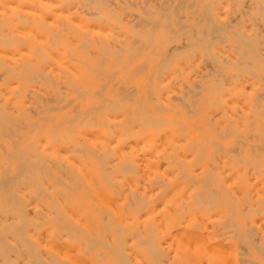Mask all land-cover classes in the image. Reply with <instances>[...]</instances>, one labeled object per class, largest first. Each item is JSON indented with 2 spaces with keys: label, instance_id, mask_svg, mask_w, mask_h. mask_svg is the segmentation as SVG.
<instances>
[{
  "label": "rangeland",
  "instance_id": "374dc122",
  "mask_svg": "<svg viewBox=\"0 0 264 264\" xmlns=\"http://www.w3.org/2000/svg\"><path fill=\"white\" fill-rule=\"evenodd\" d=\"M0 2V15H2L0 16V43L6 41L7 45L9 46L13 43L19 44V49L15 48L13 50L14 53H20V49H22L21 52H26L22 55H26L28 52L26 51L25 47H27L28 43L30 42L32 43V45H29L28 47H40L37 51L40 54L38 56V60L41 61L40 64L38 62L39 65H35L36 68H33V63L35 64L38 60L32 61V64H26L27 66L16 70V73L14 72V70L8 73L10 69L7 70L6 73L8 75L6 79L9 78V85L7 83L8 80L2 77V75L6 76L4 75L5 68H2V65H0L1 69L4 70L3 74L0 76V79L1 77L5 79V81L1 80L0 82L2 83L3 81L4 84L7 83L6 85L9 86V88H6L9 91H13V86L16 85L15 82L13 83L15 85L12 86V83L10 84V80H12L11 82L18 81L13 80V78L19 79L18 74L20 75L21 73L20 76H22V80L23 78H25V81L21 80V83L25 82L26 85H29V88L31 90L34 88V90H37L38 92L37 94L35 91L34 94V90H30L33 95L37 96L32 97V94L29 93V89H27V86L22 84L24 89L21 88L22 86L19 87L21 89H18L19 91L15 90V95L16 92L22 93L23 90V97L22 94H17L19 97L14 98L15 95L12 96L15 103H11L13 99H10L11 101L9 100L10 103L9 101H7L10 105L15 104V106H10L8 103H5V100L0 104L1 106L2 104L5 107L7 106L8 109L7 107L5 109H7V113H10L8 114V116H10L7 119H2L4 120L3 122L0 120V136L2 135L0 137V183H2L0 184V264H207L209 259L212 264H216L217 260L220 261V255L224 254V256H226V258L228 259L227 264H264V146L262 145L264 144V55H262L264 53V20H262L264 18V0H0ZM208 7L210 10L208 9ZM205 10L207 11L206 16H204V12H206ZM163 11L168 14L165 15ZM46 14L48 15V17ZM211 14L213 15V17ZM216 14L218 16H216ZM43 19H45L46 21ZM211 20L212 22L214 21L213 24ZM39 24L41 25L39 26ZM208 24L209 27L207 26ZM210 26L212 29H210ZM220 26H222L224 29ZM218 28L223 30H220L219 32ZM25 31L28 32L26 33ZM186 31L189 33H187ZM56 32L58 33L56 34ZM68 33L72 34V37L69 36ZM220 33L221 35H225L220 36ZM35 34L37 37L35 36ZM86 34L88 35L90 40L87 39L88 37H86ZM3 36H5L6 38H4ZM148 36L151 37L150 40ZM140 37H143V39ZM245 37H247V45L245 42ZM91 38H96L97 40L94 39V42H92ZM209 38L212 39L210 40ZM251 39L254 40L251 44H249L248 41H250ZM10 40L12 41V43ZM224 40H227V42H225ZM199 43H201V45H199ZM257 43L258 45H256ZM24 44H26V46H24ZM239 44H241V46ZM202 45L206 46L207 49L210 48V52L207 51L206 47H203ZM257 46H259V48H257ZM83 47H86L87 50L85 51V48ZM105 47L107 48V50H109L107 51ZM251 47L252 50H250ZM256 49H258V53ZM59 50L61 51V53H59ZM78 50L80 51V53ZM254 50L256 54L253 52ZM204 51L206 54L204 53ZM68 52H70L69 54H74H71L73 56H70L71 59L68 57ZM215 52L218 55H216ZM249 52H251L252 55ZM58 53L60 54V56L58 55ZM16 55L18 56V54ZM212 56L215 58H213ZM61 57L64 58V62H71V66L79 64V62H74L72 60H79L81 64L79 66L81 68L79 66L77 67H79L78 69H80L79 71L81 72V76L85 74L84 72H86L85 75L89 78H86V76L80 77L79 79H84V81L82 82L80 80V84L77 85V80L70 79V77L69 79H67V84L66 80L63 79V73H68L67 75L71 76L70 73H74V71L71 69L66 70L69 67H67V65H64V63H62V65L61 62H59L62 61ZM55 58L57 62L55 61ZM178 59L179 62H177ZM222 60H224L225 62H223ZM240 60L241 63L237 64V62ZM245 60L247 62H244ZM163 63L167 66H165ZM170 63H173L172 66ZM245 63L247 65L249 63L252 65L249 66V64L247 67ZM9 65L10 66L5 65L4 67L13 66L11 63H9ZM17 66L19 67V65ZM54 66L63 68V71L60 72L56 69V67L54 68ZM120 66L124 69H121ZM26 67L36 70V79H33L31 76L27 75L29 71L32 72L33 70H28ZM250 68L252 69L250 70ZM25 69H27L28 72L24 71ZM52 69L54 71L56 70L57 72H55L59 73V76L61 75L60 78H57V75H54L55 72ZM20 70L22 72H20ZM96 70L97 72H95ZM218 71L220 75L218 74ZM13 72L15 74V77H13ZM34 72L35 71H33V73ZM41 75L44 79L40 78ZM44 75H49V77H45ZM243 75L245 76L243 77ZM30 78L32 79V81L34 80L35 84H32L34 82H31ZM45 79H49L50 82L46 81ZM198 80L199 82L197 83ZM62 81L65 86L62 84ZM215 81H219L220 84ZM73 82H75V85H71V83L73 84ZM1 83L0 87H2ZM19 84L17 83V85ZM30 84H32L33 86L37 85V87H33L32 85L30 86ZM61 84L63 87H61ZM250 84L251 88L254 89L253 91L252 89H249L250 87L248 88ZM209 85L211 86V88H209ZM244 85L246 86L244 87ZM259 86L260 88L262 87V90L259 88ZM15 89H17V87H15ZM193 89H195L197 93H195ZM245 89L249 90L247 91ZM77 90L78 92H76ZM85 90H87L85 92L86 96L84 93ZM63 91L65 92V94ZM92 91L94 94H92ZM67 92H69V94ZM254 92H257V94ZM27 93L30 94L31 97H29ZM71 95H77L78 98L80 97L79 99L77 98V100H80V102H78L77 100L71 101ZM91 96L93 97L91 98ZM20 97L22 98V101L20 100ZM26 98L31 101L32 104L29 103V101H24L26 100ZM34 98L35 100L37 99L38 102L41 101V104L38 102L37 103L43 108H38L39 105L36 106L37 103L35 102L37 100L35 101ZM218 98L221 100H219ZM115 99L117 100L115 101ZM260 99L262 100L260 101ZM106 100L109 102H107ZM253 100L255 101L252 102ZM18 101L19 105L17 104ZM92 101L94 102L92 103ZM257 101L258 104L256 103ZM243 102L249 107V109L246 105L244 106V104H242ZM22 103L26 105V110H24V112L27 111V113L25 112L28 116L27 118H25L26 116L23 117L22 108L25 107H23ZM67 104L70 105V107ZM256 105L260 107L257 108ZM156 106L158 107L155 108ZM192 106H194L195 110ZM9 107H12V109ZM16 107H21V109ZM31 107L32 109H30ZM91 107L94 110H92ZM15 108L17 109L16 112L14 111ZM89 108H91V110ZM10 109L13 111V114L11 113ZM74 111L77 114H75ZM19 112H21V116L19 115ZM176 112H178V114ZM82 113L85 114L83 115ZM51 115H54V117L52 118ZM73 115H77V117H75L78 120L74 118ZM106 115H108V117ZM48 116H50L51 118ZM70 116L79 121L80 125L77 123L78 125L76 131L72 132V136L70 135L69 138V131H73L69 130V128L73 127L74 125L73 122L71 123L69 121L70 124L67 122V120L71 119ZM83 116H86V118ZM249 116H251L252 118ZM56 117H58L59 120L55 119ZM92 117L95 118V120ZM156 117H158L161 121ZM62 118H64V121ZM9 119L12 120L10 121ZM29 119L33 121L31 122ZM45 119L50 120L52 123H49L50 121L48 122V120ZM55 120L58 122H55ZM177 121L179 122V124ZM161 122L163 125L161 124ZM169 122L173 124H170ZM53 124L55 128L52 126ZM71 124L72 126L69 127V125ZM113 124H115L116 126L114 125L113 127ZM193 124L195 125L193 126ZM241 125H243V128L241 127ZM48 126L50 128H48ZM156 127L160 128L159 130H161V128L169 129V131L172 130V132L174 133L173 137H175L173 139L170 138L172 137L170 136V140L168 139L165 141L168 145L179 144L181 141L185 142L186 140L181 139L187 138L188 147H185L187 146V144H184L182 142V144L185 145L183 147L182 153L183 155H188L186 157L187 159L188 157L190 160L191 158L197 159L191 160L192 167H195L194 169L196 172L198 169H201L198 170L197 173H202L203 162L204 166L207 163L204 167L205 170H203V175L205 176H203V178L205 180L200 182L197 186V189L201 190V195L199 197L203 195L202 201L201 198H199L200 202H197L196 200L198 204L194 200L195 204L192 203L190 205H186L184 203V198L187 194L183 195L184 198L181 197L184 200L180 198V196H182L181 194L188 193V191L191 190L189 189L187 191L189 186L186 188L183 184L180 185L182 187L180 189H178L179 186H177V188L175 187V189L173 188L174 191H176V189L178 191L180 190L178 194L176 193V191V194L174 193L175 195L173 194V189L169 190L170 187L167 182H164L166 184H164L162 188L155 187V191L151 194L152 197H158V202L162 199H165V204L168 203L167 206H169L170 209H177V213L175 212V216L180 214V212L184 210V208L182 209L180 208V206L187 207L185 208L186 212L184 210L183 212H181L182 215L180 214L182 218H180V215H178L176 216L178 218L171 220V223H168L170 221L165 223L166 225H169L168 228H171L168 229V234H171V232H173V234H171L173 236L169 235V240L167 239L166 241L169 245L162 242L166 245L162 244L161 247L158 248L159 251H163V254H161L162 252L159 251H156V254L153 251H150L151 248L149 244L151 239L155 240L157 238L160 241L161 238L158 237V235L156 238H154L155 234H152V237H150V232L145 234L147 229L144 228L147 227V225L150 226V223L152 225L153 222L151 220L153 219H155V222L157 224L161 223L162 217L165 216V212L162 213V210L164 209L165 211H168L169 208H166L165 206L164 208L163 205V208H161V205L160 207L157 206L155 208V211L158 208H161L162 210L156 211V213L152 212L154 214L151 216V213L150 217L148 216L147 222H145L146 218L144 219V216H146L145 214L148 212V209L151 208L150 205L148 203L147 205L145 204V206L143 203L144 207L139 203L138 205H135V203L128 201L126 197L129 191L124 192L123 189L117 188L110 182L109 185L107 184L106 179H104L106 178V173H110V175L112 174L113 177H111L112 175L109 176L113 179H115L116 175L119 177L122 175L120 173V168L122 167L119 168V166L117 165L118 162L116 159L117 157L114 148L116 146L115 144L117 143L111 142V140L114 139L113 136L115 134L117 136V133L119 134L121 130H124L126 133V137L124 136V143L126 144V141L133 142L136 139L138 144L140 143V146L137 145L135 147H140L139 149L141 150L138 151L139 153L143 148L148 149L149 147L147 144H144L145 141L143 142L142 138H136L133 135L137 134L138 132L145 134L144 132H142V130L153 128L156 129ZM4 129H7V131ZM17 130L20 132H18ZM178 130H180L181 134L185 135L179 134ZM213 130H215L217 134H215L216 132ZM64 131L68 132L69 134H64ZM13 132H16V134ZM92 132L95 133L91 134ZM4 133L7 135H5ZM19 133H21V136L19 135ZM88 133H90L91 135ZM23 134L24 136H22ZM241 134L244 136H242ZM254 134H257L258 136H255ZM223 135L224 137H222ZM4 137L6 139H9L6 140ZM75 137H79V140H77L78 138L75 139ZM254 137H256V139ZM86 138L90 139L91 141H88V139ZM106 138L108 139L106 140ZM175 138L178 140H176ZM251 138L253 141L251 140ZM100 139H102V142H100ZM71 140L72 142H70ZM76 140L79 142L76 143ZM140 140L141 142H139ZM173 140H175V142H179L180 140V142L174 143L172 142ZM212 140H214V142H216L217 144L215 143V145L210 143L212 142ZM61 141L63 143H61ZM193 141L196 143H193ZM207 141H209V143ZM106 142H109V144L112 146L106 144L108 146L107 148H105L106 146L104 144ZM159 142L160 141L156 142L155 144L159 145ZM197 142L202 145L201 149L202 151L205 150L204 153H202L200 147L198 148V146H196ZM206 142L207 144L205 145L204 143ZM80 143L82 144V147L80 146ZM124 143L122 145H124ZM191 143L193 145L195 144L194 147L196 146V149L199 150H196V154L194 153L195 151H193L194 149H192ZM71 144L73 145V147ZM189 144L191 145L189 146ZM118 145L119 144H117V146ZM53 146L56 147H54L56 151L53 149ZM91 148H93L94 150ZM188 148L192 149L190 150L193 151V154H191V151H186V149L189 150ZM225 149L228 152H226ZM22 150L24 152H22ZM59 150L60 153L56 154V152H59ZM159 150L154 151L156 153L154 159H158L159 163L161 164V168L164 169L166 168V162L165 160H163V158L162 160L160 159L159 155L162 154V151ZM97 151H101V153H96ZM107 151L108 153L106 155L110 156V153L113 154L112 156H110L111 158L106 157L104 152ZM200 151L203 155L202 158L205 159L203 160V162L202 160H200L199 165L198 161L201 158L198 152L200 153ZM38 153L40 154L39 157L37 156ZM75 153L77 154L75 155ZM103 153L106 158L110 159L109 161H104ZM73 154L75 156H73ZM220 154L222 157L220 156ZM81 155L84 157H82ZM194 155H196L195 158ZM206 157L211 160L208 161ZM44 158L48 161H45ZM99 158L100 163L98 161ZM56 159H58L59 161H57ZM220 160L221 164L219 162ZM32 161H35L34 163L36 164L37 162H39V164H33ZM85 162L89 163H87L86 165ZM65 163L66 166H64ZM111 163H113V165ZM103 165L104 167H102ZM199 166L201 167L199 168ZM167 168L169 169V167ZM208 168H212L211 171H209L210 169ZM207 173H209L212 177L208 176ZM215 173L218 174L217 178L214 177L216 176ZM40 174L43 175V178ZM141 174L142 172L139 171L138 175ZM89 176L90 178H88ZM179 177L181 178H179L178 180L182 183V181L185 182L183 177L185 179L187 178L188 180L189 176L180 175ZM111 178L110 180L112 181ZM88 179H90V181ZM103 179L105 180V182ZM206 179L207 183L205 182ZM223 180L226 184L223 183ZM47 181L48 183H46ZM188 181H186L187 183H185L188 184ZM90 182L92 184H90ZM38 183L39 188H37ZM189 183H191V181H189ZM202 184L204 186H202ZM205 184H208L209 186H205ZM53 186L55 188H53ZM257 186H259V188H257ZM40 187L41 190H39ZM237 187H239V190ZM260 187H262L263 190L260 189ZM69 188H71L72 190ZM197 189L195 190L197 191ZM203 189L205 190L203 191ZM45 191H47V193ZM159 191H161L163 196L164 194L166 195L169 191L170 192L168 194L171 195L172 192V195L174 196L171 197H173V199L169 198L170 195L168 194L166 195V197L168 196L167 198H169V200L171 199L170 201H174H167L168 199L165 198V196L163 198L162 194V197H159ZM162 191L165 192L163 193ZM192 191H194V189ZM209 192H211L210 196H212L214 192L216 193L213 194L215 196V198H213L214 200L210 199ZM240 192L244 194L241 195ZM252 192L253 194H250ZM90 195H92L93 197ZM207 195L209 197H207L206 199ZM252 196H255L254 199ZM239 197L241 198L242 202L240 201ZM58 198L59 201H57ZM178 198L182 201H179ZM260 198H263L262 201H260ZM205 199L207 201L210 200V203ZM176 200H178L179 203ZM124 201L126 204L124 203ZM212 201L213 203H211ZM214 201L216 205H214ZM181 202L183 203V205H181ZM246 203L248 205H246L247 207L245 206ZM203 204L205 205L203 206ZM206 205L208 207H206ZM138 206L143 207V209L139 208ZM64 207H69V209ZM195 207L197 209H194ZM94 208H96L95 211L97 210L99 213L97 211L95 212ZM134 209H136V211ZM242 209L244 212L242 211ZM109 210L110 212H108ZM194 210H197L195 214L193 213ZM21 212L23 215L21 214ZM55 212L57 214H55ZM159 212L161 213V216ZM63 213L67 216H65ZM162 214L164 215L162 216ZM227 215L231 218H229ZM158 216L161 217L159 218L161 220L157 219ZM137 217L138 219H136ZM188 217H191V220ZM141 218H143V220ZM187 218L188 220H190L189 225L187 222H185L188 221ZM53 219L55 222L53 221ZM85 220H88L91 223H89L88 225V222H86ZM179 220L182 224L180 222V224L176 222ZM21 221L26 222L21 224ZM174 222L179 225L175 227L174 224L176 223ZM183 222H185L187 225H185ZM107 223L109 226H107ZM112 223L115 227H113ZM161 226H163V224ZM196 226L197 229L200 230L195 229ZM204 226L206 228H204ZM224 226L227 228L225 229ZM116 227L119 229H117ZM153 227L154 225L148 228V231L153 230L156 233V230ZM187 227L189 229L199 231L201 235L204 236L202 240L201 237L203 236H201L199 240L201 243H204L203 246L205 245L204 247H207L206 249L202 246L204 250H200V248H202L200 245L201 243H198L199 245H196V249L200 251H197L195 248H193V242L188 243V239L185 236L186 231H184V229ZM160 228L162 230V227H159V229ZM228 228L230 229V231ZM71 229L74 230L71 231ZM174 230H179V233H174ZM93 231L95 232V234ZM253 231L254 233H252ZM86 232L88 233L86 234ZM202 233H209L212 235V237L210 235L209 237L211 238H207V234L204 235ZM89 234L93 235V237H91V235ZM44 235H46V237H44ZM76 237L80 240H77ZM96 237L97 239H95ZM172 237L175 238V241H173L174 239ZM85 239L88 241L91 240L92 242H85ZM176 239L178 240L176 241ZM38 240L42 241L37 242ZM205 240L207 241V243ZM170 241L172 244L170 243ZM178 241L183 242V244H180ZM148 242L149 244H147ZM110 243L113 244L110 245ZM186 243L188 246L185 245ZM175 244L179 245L180 249L179 246H175ZM5 245L9 246L6 247ZM89 245L90 247H88ZM189 245L190 247L192 246V249L189 248ZM182 246L184 249L188 247L187 249L189 253L186 252L187 249L183 250V252L185 251L184 253H186V257H184V255H182L181 253L183 249H181ZM26 248L28 250H25ZM110 248L112 252L109 251ZM205 250H207V254L209 252V255L206 256ZM237 252L241 254H238ZM159 253L161 254L160 256H158ZM237 254L240 256H238ZM4 255H6V257ZM50 256H52V258H50ZM123 257L125 260L123 259ZM32 258H34L37 262ZM76 258L77 260H75ZM41 259L43 260V262ZM74 261L76 262L74 263ZM217 264H219V262Z\"/></svg>",
  "mask_w": 264,
  "mask_h": 264
},
{
  "label": "bare ground",
  "instance_id": "6f19581e",
  "mask_svg": "<svg viewBox=\"0 0 264 264\" xmlns=\"http://www.w3.org/2000/svg\"><path fill=\"white\" fill-rule=\"evenodd\" d=\"M259 1H261V0H259ZM3 2V1H2ZM23 2V1H22ZM41 2V1H40ZM254 2V1H253ZM258 2V1H257ZM1 3V2H0ZM44 3H45V1H44ZM21 4V3H20ZM35 4V3H34ZM49 4V3H48ZM64 4H66V3H64ZM260 4H261V2H260ZM34 6V5H33ZM209 6V5H208ZM38 7V6H37ZM210 7V6H209ZM209 7H208V9H209ZM261 7V6H260ZM5 8V7H4ZM20 8V7H19ZM18 8V9H19ZM207 8V7H206ZM211 8V7H210ZM213 8V7H212ZM264 8V7H263ZM31 9V8H30ZM214 9V8H213ZM1 10V9H0ZM8 10H10V9H8ZM59 10V9H58ZM162 10V9H161ZM164 10V9H163ZM210 10V9H209ZM4 11V10H3ZM21 11H23V10H21ZM28 11V10H27ZM165 11V10H164ZM163 11V12H164ZM171 11V10H170ZM206 11V10H205ZM6 12H8V11H6ZM10 12V11H9ZM17 12H18V10H17ZM42 12V11H41ZM60 12V11H59ZM162 12V13H163ZM263 12V11H262ZM31 13H33V12H31ZM43 13V12H42ZM56 13V12H55ZM165 13V15L166 14H168V13H166V12H164ZM206 13H207V11L206 12H204V16H206ZM264 13V12H263ZM18 14H19V12H18ZM44 14V13H43ZM47 15V14H46ZM45 15V16H46ZM59 15V14H58ZM63 15V14H62ZM212 15V14H211ZM0 16H2V15H0ZM4 16V15H3ZM20 16H22V15H20ZM51 16V15H50ZM209 16V15H208ZM216 16H218L217 14H216ZM18 17V16H17ZM42 17H44V16H42ZM47 17H48V15H47ZM52 17V16H51ZM212 17H213V15H212ZM261 17V16H260ZM259 17V18H260ZM28 18V17H27ZM26 18V19H27ZM46 18V17H45ZM54 18V17H53ZM263 18V17H262ZM261 18V19H262ZM6 19V18H5ZM23 19H24V17H23ZM29 19V18H28ZM217 19V18H216ZM43 20H45V19H43ZM48 20V19H47ZM49 20H51V19H49ZM262 20H264V18L262 19ZM1 21V20H0ZM46 21V20H45ZM207 21V20H206ZM210 21V20H209ZM31 22V21H30ZM40 22V21H39ZM68 22V21H67ZM66 22V23H67ZM211 22H212V20H211ZM210 22V23H211ZM214 22V21H213ZM213 22H212V24H213ZM220 22V21H219ZM59 23V22H58ZM4 24H6V23H4ZM25 24V23H24ZM61 24V23H60ZM68 24V23H67ZM205 24V23H204ZM41 24H39V26H40ZM55 25V24H54ZM70 25V24H69ZM61 26V25H60ZM208 27H209V24L207 25ZM212 26V25H211ZM211 26H210V29H212L211 28ZM42 27V26H41ZM204 27H206V26H204ZM207 27V28H208ZM217 27H218V25H217ZM220 27H222V26H220ZM225 27V26H224ZM223 28V27H222ZM2 29V28H1ZM5 29V28H4ZM27 29V28H26ZM48 29H50V28H48ZM68 29V28H67ZM75 29V28H74ZM219 29V28H218ZM224 29V28H223ZM223 29H219V32H220V30L222 31ZM229 29V28H228ZM21 30V29H20ZM32 30H34V29H32ZM69 30V29H68ZM206 30V29H205ZM239 30V29H238ZM19 31V30H18ZM218 31V30H217ZM21 32V31H20ZM26 32V31H25ZM28 32V31H27ZM26 32V33H27ZM31 32V31H30ZM79 32V31H78ZM187 32V31H186ZM207 32V31H206ZM210 32V31H209ZM226 32V31H225ZM237 32V31H236ZM37 33V32H36ZM58 32H56V34H57ZM187 33H189V32H187ZM208 33V32H207ZM20 34V33H19ZM22 34V33H21ZM69 34V36H71L72 37V34H70V33H68ZM88 34V33H87ZM86 34V35H87ZM192 34V33H191ZM219 34V33H218ZM261 34V33H260ZM62 35V34H61ZM90 35V34H89ZM190 35V34H189ZM193 35V34H192ZM225 34H223V35H221V33H220V36H224ZM25 36V35H24ZM35 36H36V34H35ZM77 36H78V34H77ZM151 36H153V35H151ZM227 36V35H226ZM226 36H225V39H226ZM4 38H6L5 36H3ZM37 37V36H36ZM40 37H41V35H40ZM43 37V36H42ZM53 37V36H52ZM86 37H88V35L86 36ZM91 37V36H90ZM144 37V36H143ZM143 37H140V38H142L143 39ZM149 37V40H150V36H148ZM210 37V36H209ZM216 38V37H215ZM214 38V39H215ZM220 38V37H219ZM222 38V37H221ZM246 38V40H245V42L247 41V37H245ZM46 39V38H45ZM51 39V38H50ZM54 39V38H53ZM69 39H70V37H69ZM87 39H89L90 40V38L88 37ZM92 39V38H91ZM95 40H97L96 38H94ZM94 39H92V42H94L93 40ZM210 39V38H209ZM212 39V38H211ZM210 39V40H211ZM218 39V38H217ZM2 40V39H1ZM75 40V39H74ZM219 40V39H218ZM223 40V39H222ZM221 40V41H222ZM249 40V39H248ZM254 40V39H253ZM252 39L250 40V41H248L249 42V44H251L252 43V41H253ZM3 41V40H2ZM7 41H9V40H7ZM11 41V40H10ZM28 41V40H27ZM43 41V40H42ZM46 41V40H45ZM73 41V40H72ZM71 41V42H72ZM82 41V40H81ZM146 41V40H145ZM214 41V40H213ZM220 41V40H219ZM225 42H227V40H224ZM257 41V40H256ZM15 42V41H14ZM47 42V41H46ZM78 42V41H77ZM244 42V43H245ZM258 42V41H257ZM2 43V42H1ZM0 43V65H2L1 67L2 68H5V71L3 70V69H1V67H0V76L3 74V71L6 73L7 72V70H9L10 69V71H8V73H10V72H12V70H14V72L16 71V70H18V69H21L22 67H24V66H27L28 65V63H31L32 61H37L38 60V56L40 55L39 53H38V49L40 48V47H38V48H36V46H30V47H28L29 45H32V43H28V45H27V47H25V49H26V51L28 52L26 55H22L23 53H26V52H21V50L22 49H20V53H14V49L15 48H18V46H19V44H12V45H7V43H6V41H3V43L1 44ZM5 43V44H4ZM11 43H12V41H11ZM10 43V44H11ZM18 43V42H17ZM43 43H45V42H43ZM48 43V42H47ZM51 43V42H50ZM70 43V42H69ZM80 43V42H79ZM97 43V42H96ZM196 43V42H195ZM238 43V42H237ZM256 43V42H255ZM59 44V43H58ZM91 44V43H90ZM53 45V44H52ZM82 45V44H81ZM87 45V44H86ZM85 45V46H86ZM89 45V44H88ZM199 45H201V43H199ZM207 45V44H206ZM240 46H241V44H239ZM246 45H247V42H246ZM256 45H258V43L256 44ZM24 46H26V44H24ZM44 46V45H43ZM57 46V45H56ZM108 46H109V44H108ZM108 46H106V47H108ZM203 47H206V46H204V45H202ZM212 46V45H211ZM232 46H234V45H232ZM238 46V45H237ZM249 46V45H248ZM250 46H253V45H250ZM45 47V46H44ZM105 47V48H106ZM202 47V48H203ZM43 48V47H42ZM74 48V47H73ZM75 48H77V47H75ZM83 48H85V51L87 50V48L86 47H83ZM82 48V49H83ZM110 48V47H109ZM209 48V47H208ZM257 48H259V46H257ZM19 49V48H18ZM81 49V50H82ZM195 49V48H194ZM201 49V48H200ZM210 49V48H209ZM209 49H207V47H206V50L207 51H209ZM243 49V48H242ZM253 49H254V47H253ZM61 50V49H60ZM59 50V51H60ZM80 50V49H79ZM78 50V51H79ZM105 50V49H104ZM103 50V51H104ZM106 50H107V48H106ZM109 50V49H108ZM107 50V51H108ZM239 50H241V49H239ZM250 50H252V47L250 48ZM258 49H256V51H257ZM264 50V49H263ZM114 51V50H113ZM246 51V50H245ZM260 51V50H259ZM105 52V51H104ZM210 52V51H209ZM208 52V53H209ZM213 52V51H212ZM254 53H255V50L253 51ZM48 53V52H47ZM47 53H45V54H47ZM55 53V52H54ZM59 53H61V51L59 52ZM58 53V55L60 56V54ZM63 53V52H62ZM70 52H68L67 54H69ZM74 53V52H73ZM79 53H80V51H79ZM82 53V52H81ZM111 53H113V52H111ZM197 53H199V52H197ZM204 53H205V51H204ZM250 54H251V52H249ZM257 53H258V51H257ZM262 53H263V51H262ZM261 53V54H262ZM16 54H18V56L16 55ZM44 54V53H43ZM72 54V53H71ZM69 54L68 55V57L70 58V56L71 57H73L72 55H74V54ZM206 54V53H205ZM215 54L216 55H218L216 52H215ZM256 54V53H255ZM42 55V54H41ZM51 55H52V53H51ZM56 55H57V52H56ZM129 55H130V53H129ZM210 55V54H209ZM215 55V56H216ZM239 55V54H238ZM252 55V54H251ZM262 55H264V53L262 54ZM46 56V55H45ZM134 56V55H133ZM211 56V55H210ZM210 56H209V58H210ZM233 56V55H232ZM254 56V55H253ZM51 57V56H50ZM213 57V56H212ZM234 57V56H233ZM240 57H242V56H240ZM240 57H239V59H240ZM256 57H257V55H256ZM260 57V56H259ZM54 58V57H53ZM62 58V57H61ZM78 58V57H77ZM89 58V57H88ZM107 58V57H106ZM175 58V57H174ZM207 58H208V56H207ZM213 58H215V57H213ZM47 59V58H46ZM71 59V58H70ZM85 59V58H84ZM91 59V58H90ZM97 59V58H96ZM235 59V58H234ZM259 59H261V58H259ZM60 60V59H59ZM92 60V59H91ZM106 60V59H105ZM216 60V59H215ZM225 60V59H224ZM224 60H222L223 62H225ZM243 60V59H242ZM263 60V59H262ZM261 60V61H262ZM55 61H56V58H55ZM63 61V62H62ZM62 61H59V62H61V64L62 63H64V65H67V67H69V68H67L66 70H69V69H71V70H73L74 71V73H70L71 74V76H69V75H67L68 73H63V79L64 80H66V83L68 84V80L67 79H69L70 77V79H75V80H77V85L78 84H80V82L82 81H84V79L83 80H81V79H79L80 77H82V76H86L85 74H86V72H84L85 74L84 75H82L81 76V72L79 71L80 69H78L80 66L79 65H81L80 64V61L79 60H72V61H74V62H79V64L78 65H74V66H71L70 65V63H69V61H65L64 62V58H62ZM82 61V60H81ZM38 62H39V64H40V62L41 61H37L35 64L33 63V68L35 67V65L36 64H38ZM43 62V61H42ZM57 62V61H56ZM88 62V61H87ZM92 62H93V60H92ZM112 62H114V61H112ZM166 62V61H165ZM172 62H173V59H172ZM177 62H179V59H178V61ZM244 62H247L246 60L244 61ZM248 62H250V61H248ZM9 63H11L13 66H11V67H8V66H10L9 65ZM44 63V62H43ZM48 63H50V62H48ZM65 63H68V64H65ZM94 63V62H93ZM214 63V62H213ZM238 63H241V60L240 61H238L237 62V64ZM27 64V65H26ZM32 64V63H31ZM38 64V65H39ZM95 64H97V63H95ZM100 64V63H99ZM115 64V63H114ZM164 64V63H163ZM171 64V63H170ZM173 64V63H172ZM172 64H171V66H172ZM215 64V63H214ZM228 64V63H227ZM233 64V63H232ZM250 64V63H249ZM248 64V65H249ZM5 65H8V66H6V67H4ZM17 65H19V67L17 66ZM30 65V64H29ZM63 65V64H62ZM116 65V64H115ZM123 65H125V64H123ZM165 65V64H164ZM212 65V64H211ZM245 65L248 67V65L245 63ZM252 64H250L249 66H251ZM257 65V64H256ZM51 66H52V64H51ZM77 66H79V67H77ZM93 66V65H92ZM122 66V65H121ZM121 66H120V68H121ZM165 66H167V65H165ZM170 66V65H169ZM29 67V66H28ZM28 67H26L28 70H33V68L32 69H29ZM31 67V66H30ZM56 66H54V68H55ZM223 67V66H222ZM222 67H221V69H222ZM8 68V69H7ZM12 68V69H11ZM36 68V67H35ZM64 68H66V67H64ZM81 68V67H80ZM162 68V67H161ZM170 68V67H169ZM27 69H25L24 71H27ZM56 69L57 70H59L60 72L61 71H63V68H59V67H56ZM99 69V68H98ZM121 69H124V68H121ZM134 69V68H133ZM172 69V68H171ZM214 69V68H213ZM217 69V68H216ZM241 69V68H240ZM252 68H250V70H251ZM38 70H40V69H38ZM53 70V69H52ZM218 70H219V68H218ZM250 70H249V72H250ZM258 70V69H257ZM33 71H35L34 73H33ZM32 72H30L29 71V73L27 74V75H29V76H31L33 79H36L37 78V76H36V70H33ZM54 71V70H53ZM56 71V70H55ZM54 71V72H55ZM87 71V70H86ZM90 71V70H89ZM118 71V70H117ZM224 71V70H223ZM14 72H13V77H15V74H14ZM20 72H22L21 70H20ZM28 72V71H27ZM40 72V71H39ZM57 72V71H56ZM55 72V73H56ZM95 72H97V70L95 71ZM242 72V71H241ZM245 72V71H244ZM252 72V71H251ZM4 73V75H6V76H3L2 75V77L3 78H5L6 79V77H7V73L5 74ZM16 73V72H15ZM18 73H19V71H18ZM41 73V72H40ZM44 73V72H43ZM54 73V75H57V78L59 77L60 78V76H59V73H56L55 74ZM83 73V72H82ZM212 73V72H211ZM221 73V72H220ZM226 73V72H225ZM89 74V73H88ZM108 74V73H107ZM152 74V73H151ZM154 74V73H153ZM217 74V73H216ZM218 74H219V71H218ZM261 74V73H260ZM10 75V74H9ZM20 75H21V73H20ZM19 74H18V77H19V79H15V78H13V80H18V81H13V82H11L12 80H10V84L12 83V86L13 85H17V83L19 84V82H20V84L19 85H15V86H13V88H14V92L13 91H9L6 87H8L9 88V86H7L6 84L8 83V85H9V78H7L6 80H8L7 81V83H3V81H5V79H3L2 77H1V79H0V81L1 80H3L2 81V87H0V104L2 103V102H4V100L6 101L5 103H8L7 101H9L10 99H13V97L12 96H14L15 95V90L17 91L18 89H24V87L22 86V84H24V85H26L25 84V82H23V83H21V80H22V76H20ZM38 75V74H37ZM40 75V74H39ZM109 75V74H108ZM116 75V74H115ZM210 75V74H209ZM220 75V74H219ZM226 75V74H225ZM236 75V74H235ZM240 75V74H239ZM238 75V76H239ZM250 75H251V73H250ZM11 76V75H10ZM9 76V77H10ZM45 76V75H44ZM91 76V75H90ZM103 76V75H102ZM204 76V75H203ZM213 76V75H212ZM229 76V75H228ZM227 76V77H228ZM245 75H243V77H244ZM254 76V75H253ZM263 76V75H262ZM40 77V76H39ZM45 77H49V75H47V76H45ZM214 77V76H213ZM241 77V76H240ZM12 78H10V79H12ZM40 78H42V75H41V77ZM86 78H89L88 76H86ZM94 78V77H93ZM109 78V77H108ZM219 78V77H218ZM260 78V77H259ZM25 78H23V80H24ZM42 79H44V78H42ZM222 79V78H221ZM225 79V78H224ZM22 80V81H23ZM30 80H31V82H34V80L32 81V79L30 78ZM46 81H49L50 82V80L49 79H45ZM57 80V79H56ZM81 80V81H80ZM89 80V79H88ZM109 80V79H108ZM114 80V79H113ZM249 80V79H248ZM262 80V79H261ZM25 81V80H24ZM36 81H38V80H36ZM41 81V80H40ZM55 81V80H54ZM86 81H87V79H86ZM110 81V80H109ZM112 81V80H111ZM200 81H201V79H200ZM16 82V83H15ZM53 82V81H52ZM52 82H51V85H52ZM61 82V81H60ZM70 82V81H69ZM79 82V83H78ZM199 82V80L197 81V83ZM215 82H217V81H215ZM225 82H227V81H225ZM245 82V81H244ZM260 82V81H259ZM259 82H258V84H259ZM13 83H15V84H13ZM56 83V82H55ZM75 82H73V84L71 83V85H75L74 84ZM103 83H104V81H103ZM127 83V82H126ZM196 83V84H197ZM205 83V82H204ZM217 83H219L220 84V82L218 81ZM32 84H35V82L34 83H32ZM32 84H30V86L32 85ZM44 84V83H43ZM46 84H48V83H46ZM54 84V83H53ZM57 84V83H56ZM62 84H63V81H62ZM62 84H61V87H63L62 86ZM106 84V83H105ZM128 84V83H127ZM224 84H226V83H224ZM240 84H242V83H240ZM257 84V83H256ZM5 85V86H4ZM64 86H65V84H63ZM98 85V84H97ZM3 86H4V88H6V89H4L3 88ZM11 86V85H10ZM22 86V87H21ZM27 86V89H29V93H31V91L32 90H34V88L31 90L30 88H29V85H26ZM33 86V85H32ZM80 86H82V85H80ZM194 86V85H193ZM200 86V85H199ZM210 86V85H209ZM241 86H243V85H241ZM246 85H244V87H245ZM15 87H17V89H15ZM19 87H21V88H19ZM33 87H37V85L36 86H33ZM54 87V86H53ZM66 87H68V86H66ZM147 87V86H146ZM192 87V86H191ZM205 87V86H204ZM218 87V86H217ZM250 87V88H249ZM12 88V89H13ZM32 88V87H31ZM40 88V87H39ZM38 88V89H39ZM65 88V87H64ZM190 88V87H189ZM209 88H211V86L209 87ZM248 88L251 90L252 88H251V84L248 86ZM259 88H260V86H259ZM262 88V87H261ZM260 88V89H261ZM71 89V88H70ZM98 89V88H97ZM200 89V88H199ZM220 89V88H219ZM240 89V88H239ZM244 89V88H243ZM248 89V90H249ZM31 90V91H30ZM40 90V89H39ZM54 90H56V89H54ZM72 90V89H71ZM70 90V91H71ZM79 90V89H78ZM78 90L76 91V92H78ZM83 90V89H82ZM81 90V91H82ZM99 90V89H98ZM194 90V92L195 93H197V91H195V89H193ZM192 90V91H193ZM198 90V89H197ZM206 90V89H205ZM216 90V89H215ZM245 90H247V89H245ZM247 90V91H248ZM254 89H252V91H253ZM262 90V89H261ZM19 91V90H18ZM35 91H36V93L38 94V92H37V90H34L33 92H34V94H35ZM69 91V90H68ZM74 91V90H73ZM87 90H85L84 91V93L86 92ZM203 91V90H202ZM264 91V90H263ZM262 91V92H263ZM24 91L22 90V93H23ZM26 92H28V91H26ZM52 92V91H51ZM59 92H62V91H59ZM64 92V91H63ZM91 92V91H90ZM157 92V91H156ZM259 92V91H258ZM14 93V94H13ZM22 93H17L16 92V95L14 96V98H16V97H19L18 95H20V94H22ZM42 93V92H41ZM40 93V94H41ZM46 93V92H45ZM50 93V92H49ZM56 93V92H55ZM68 94H69V92H67ZM75 93V92H74ZM117 93V92H116ZM192 93V92H191ZM254 93H256L257 94V92H254ZM260 93V92H259ZM264 93V92H263ZM18 94V95H17ZM24 94V93H23ZM23 94H22V97H23ZM32 94V93H31ZM51 94V93H50ZM64 94H65V92H64ZM83 94V93H82ZM89 94V93H88ZM92 94H94L93 93V91H92ZM124 94V93H123ZM183 94H184V92H183ZM221 94V93H220ZM27 95H29V97H31L30 96V94H28L27 93ZM118 95V94H117ZM153 95V94H152ZM218 95V94H217ZM224 95V94H223ZM263 95V94H262ZM52 96V95H51ZM55 96V95H54ZM82 96V95H81ZM85 96H86V93H85ZM94 96V95H93ZM93 96H91V98L93 97ZM96 96V95H95ZM129 96V95H128ZM32 97H37V96H35V95H33L32 94ZM58 97V96H57ZM262 97V96H261ZM39 98V97H38ZM49 98V97H48ZM55 98V97H54ZM53 98V99H54ZM70 98V97H69ZM77 98H78V96L77 95H71V101H73V100H77ZM80 98V97H79ZM78 98V99H79ZM183 98V97H182ZM22 98L20 97V100H21ZM32 99V98H31ZM83 99V98H82ZM97 99V98H96ZM107 99V98H106ZM219 99V98H218ZM18 100H19V98H18ZM34 100H35V98H34ZM37 100V99H36ZM35 100V101H36ZM39 100H41V99H39ZM48 100H50V99H48ZM117 99H115V101H116ZM219 100H221V99H219ZM259 100V99H258ZM262 99H260V101H261ZM11 101V100H10ZM10 101H9V103H10ZM17 101V100H16ZM22 101V100H21ZM24 101H29L27 98H26V100H24ZM23 101V102H24ZM34 101V102H35ZM78 101V100H77ZM100 101H102V100H100ZM107 101V100H106ZM255 100H253L252 102H254ZM38 102V100L35 102V103H37ZM52 102V101H51ZM54 102V101H53ZM66 102V101H65ZM67 102H69V101H67ZM78 102H80V100L78 101ZM94 101H92V103H93ZM107 102H109V101H107ZM125 102V101H124ZM8 103V104H9ZM11 103H15L14 102V99H13V101L11 102ZM17 103V102H16ZM29 103H31L32 104V102L31 101H29ZM38 103H40L41 104V101L40 102H38ZM37 103V105L36 106H38L39 104ZM47 103V102H46ZM55 103V102H54ZM77 103V102H76ZM113 103V102H112ZM257 104H258V101L256 102ZM260 103V102H259ZM18 105H19V101H18V103H17ZM20 104H21V102H20ZM23 104V107H25L26 105L24 104V103H22ZM30 104V105H31ZM56 104H58V103H56ZM60 104V103H59ZM63 104V103H62ZM68 104H70V103H68ZM67 104V105H68ZM103 104H104V102H103ZM108 104V103H107ZM215 104V103H214ZM242 104H244V106L246 105L244 102L242 103ZM10 105V104H9ZM17 105V106H18ZM43 105V104H42ZM54 105V104H53ZM71 105H72V103H71ZM157 105H158V103H157ZM161 105V104H160ZM2 106H3V104H2ZM1 105H0V120L3 122L5 119H7L9 116H8V114H10V113H7V109H8V107H7V109H5L6 107L5 106H3L2 107ZM10 106H15V104L14 105H10ZM32 106V105H31ZM44 106V105H43ZM49 106V105H48ZM55 106V105H54ZM62 106V105H61ZM69 107H70V105H68ZM84 106V105H83ZM94 106V105H93ZM112 106V105H111ZM247 106V105H246ZM257 106V108H259L258 107V105H256ZM39 107H41L40 105L38 106V108ZM53 107V106H52ZM69 107H67V108H69ZM95 107V106H94ZM158 106H156L155 108H157ZM193 108H194V106H192ZM248 107V106H247ZM9 108H11L12 109V107H9ZM16 108H19V107H16ZM15 108V112L17 111V109ZM41 108H43V107H41ZM92 108V107H91ZM91 108H89L90 110H91ZM154 108V107H153ZM192 108V109H193ZM10 109V110H11ZM13 109H14V107H13ZM19 109H21V107L19 108ZM23 110H22V114H23V117L24 116H26L25 118H27L28 116H27V111H25L24 112V110H26V107L25 108H22ZM30 109H32V107L30 108ZM45 109V108H44ZM190 109V108H189ZM248 109H249V107H248ZM6 110V111H5ZM27 110H29V109H27ZM48 110V109H47ZM46 110V111H47ZM61 110H62V108H61ZM76 110V109H75ZM87 110H88V108H87ZM92 110H94L93 108H92ZM170 110H172V109H170ZM194 110H195V108H194ZM193 110V111H194ZM256 110V109H255ZM21 111V110H20ZM33 111V110H32ZM67 111V110H66ZM70 111V110H69ZM107 111V110H106ZM155 111V110H154ZM161 111V110H160ZM200 111V110H199ZM252 111V110H251ZM14 112V113H15ZM68 112V111H67ZM71 112V111H70ZM75 112V111H74ZM162 112V111H161ZM262 112V111H261ZM263 112H264V110H263ZM262 112V113H263ZM7 113V114H6ZM11 113L13 114V111L11 110ZM31 113V112H30ZM45 113V112H44ZM81 113V112H80ZM177 114H178V112H176ZM175 113V114H176ZM12 114H11V116H12ZM21 114V112H19V115ZM26 114V115H25ZM75 114H77L76 112H75ZM83 114V113H82ZM85 114V113H84ZM83 114V115H84ZM59 115V114H58ZM63 115H66V114H63ZM7 116V117H6ZM14 116V115H13ZM21 116V115H20ZM52 116V118L54 117V115H51ZM77 117V115H73V117L74 118H76ZM82 116V115H81ZM107 117H108V115H106ZM155 116V115H154ZM181 116V115H180ZM48 117H50V116H48ZM64 117V116H63ZM72 116H70V118L71 119H69V120H67V122L69 123V121L72 123L73 122V127H71V128H69V130H73V131H69V133L68 132H66V131H64V134L66 133H68L69 135V138H70V135H71V133L72 132H74V131H76V129H77V125L79 124V121H77L76 119H74ZM83 117H85L86 118V116H83ZM177 117V116H176ZM249 117H251V116H249ZM51 118V117H50ZM65 118V117H64ZM64 118H62L63 119V121H64ZM72 118H73V120H72ZM93 118V117H92ZM124 118V117H123ZM157 119H159L158 117H156ZM180 118V117H179ZM252 118V117H251ZM257 118V117H256ZM255 118V119H256ZM2 119H4V120H2ZM13 119V118H12ZM11 119V120H12ZM21 119V118H20ZM55 119H57V120H59L58 119V117H56ZM62 119H61V124H62ZM83 119V118H82ZM94 120H95V118H93ZM92 119V120H93ZM145 119V118H144ZM162 119V118H161ZM10 120V119H9ZM10 120V121H11ZM30 120V119H29ZM45 120H48V119H45ZM52 120V119H51ZM54 120V119H53ZM147 120H148V118H147ZM160 120V119H159ZM31 122L33 121V120H30ZM50 120H48V122H49ZM157 121V120H156ZM155 121V122H156ZM161 121V120H160ZM213 121V120H212ZM255 121V120H254ZM55 122H58V121H56L55 120ZM82 122V121H81ZM154 122V121H153ZM178 122V121H177ZM176 122V123H177ZM196 122V121H195ZM1 123V122H0ZM36 123H38V122H36ZM49 123H52L51 121L49 122ZM48 123V124H49ZM78 123V124H77ZM87 123V122H86ZM90 123V122H89ZM94 123H95V121H94ZM149 123H150V121H149ZM170 123V122H169ZM224 123V122H223ZM240 123V122H239ZM12 124V123H11ZM47 124V125H48ZM58 124V123H57ZM65 124V123H64ZM70 124V123H69ZM152 124V123H151ZM151 124H150V126H151ZM154 124V123H153ZM161 124H162V122H161ZM170 124H173V123H170ZM178 124H179V122H178ZM208 124H209V122H208ZM213 124V123H212ZM250 124V123H249ZM264 124V123H263ZM9 125V124H8ZM29 125V124H28ZM31 125V124H30ZM80 125V124H79ZM87 125V124H86ZM95 125V124H94ZM114 125L115 124H113V127H114ZM149 125V124H148ZM163 125V124H162ZM195 124H193V126H194ZM206 125V124H205ZM211 125V124H210ZM209 125V126H210ZM252 125V124H251ZM53 127H54V124L52 125ZM70 126H72V124L71 125H69V127ZM116 126V125H115ZM156 126V125H155ZM161 126V125H160ZM245 126V125H244ZM10 127H12V126H10ZM158 127H159V125H158ZM191 127V126H190ZM196 127V126H195ZM200 127V126H199ZM213 127V126H212ZM241 127L243 128V125H241ZM240 127V128H241ZM248 127V126H247ZM249 127H251V126H249ZM5 128V127H4ZM48 128H50L49 126H48ZM55 128V127H54ZM67 128H68V126H67ZM81 128V127H80ZM262 128V127H261ZM53 129V128H52ZM75 129V130H74ZM110 129V128H109ZM108 129V130H109ZM120 129H122V128H120ZM160 128H157L156 127V129H146V130H142V132H144L145 134H142L141 132H138L137 134H134L133 136L134 137H136V138H142V140H143V142H144V144H147L148 145V149H142V151L141 152H139L138 153V151H140L141 149H139V148H135L137 145H139L138 144V142H137V140L135 139L133 142H131V141H126V144L124 143V141H125V137H126V133H125V131L124 130H121L120 131V133L118 134L117 133V136H116V134L113 136L114 137V141L113 140H111V138H110V140H111V142H115V143H117V144H119L118 146H117V144H115L116 146L114 147V144H113V147L115 148V154H116V159H117V165L119 166V168L120 167H122V168H120V173L122 174L120 177L119 176H115V179H113V178H111V177H113V175L111 176L110 175V173L108 174V173H106V175H105V177L106 178H104V179H106V182H107V184H109L110 185V183L112 184V185H114V186H116L117 188H119V189H123L124 190V192H126V191H129L128 193H127V199H128V201H131L132 203H135V205H138V203L140 204V205H142L143 206V203H144V206H145V204L147 205V203L150 205V207L151 208H149L148 209V212L145 214L146 216H144V219L146 218V221L145 222H147V219H148V216L150 217V214L152 213V212H154V213H156V211H160V210H162L161 208H163L164 206L167 208H169V206H167V204L168 203H166L165 204V199H162L161 201H157V198L158 197H152L151 196V194L155 191L154 190V188L156 187V188H162L163 186H164V184H166V183H164V182H167L168 184H169V190H171V189H175V187L177 188V186H179L178 187V189H180V188H182L180 185L181 184H183V185H185V187L187 188L188 186H189V188L187 189V191L189 190V189H191V190H189L188 191V193H183V194H181L182 196H180V198L181 197H183V195L185 194H187L186 195V197L184 198L185 199V201H184V203L186 204V205H190V204H192V203H194V200H195V202H196V200H197V202L199 201V198H201V201L203 200L202 198H203V195L201 196V197H199L200 195H201V190H198L197 189V186L199 185V183L200 182H202V181H204L205 179L203 178V170H205L204 169V167L206 166V164H205V166H204V162H203V160L205 159H203L202 158V154H201V151H202V145H200L198 142H197V145L196 146H198V148L200 147V149H201V151H200V153L198 152V154H200V158L201 159H199V165H200V160H202V162H203V167H202V173H197L198 172V170H201V169H196L197 170V172L195 171V167L193 168L192 167V159L193 158H191V160L189 159V157H188V159L190 160H188L186 157L188 156V155H186V154H184L183 155V153H182V151H183V147L185 146V145H183L182 144V142L184 143V144H187V146H185V147H188V142H187V138L186 139H181V138H179V139H181V140H186L185 142L184 141H181L180 142V140H179V142H175V140H173L172 142H174V143H179V144H170V145H168V144H166V140H168L169 139V137L170 136H172V137H170V138H173L174 139V137H173V132H172V130H170L169 131V129H166V128H161V130H159ZM194 129H196V128H194ZM199 129H201V128H199ZM211 129V128H210ZM238 129V128H237ZM253 129V128H252ZM4 130H6L7 131V129H4ZM4 130H3V132H4ZM18 130H20V129H18ZM17 130V131H18ZM56 130H57V128H56ZM82 130V129H81ZM114 130V129H113ZM182 130H184V129H182ZM192 130V129H191ZM212 130V129H211ZM216 130V129H215ZM215 130H213V131H215ZM243 130V129H242ZM6 131H5V133H6ZM13 131V130H12ZM68 131V130H67ZM78 131V130H77ZM87 131H88V129H87ZM118 131V130H117ZM240 131V130H239ZM18 132H20V131H18ZM51 132V131H50ZM62 132V131H61ZM85 132V131H84ZM90 132V131H89ZM176 132V131H175ZM178 132H179V134H181V132H180V130H178ZM216 132V131H215ZM220 132V131H219ZM4 133V134H5ZM13 133H15L16 134V132H13ZM22 133V132H21ZM21 133H19V135L21 134ZM54 133V132H53ZM52 133V134H53ZM56 133V132H55ZM95 133V132H94ZM93 132L91 133V134H94ZM111 133V132H110ZM114 133V132H113ZM112 133V134H113ZM115 133H116V131H115ZM128 133V132H127ZM134 133V132H133ZM132 133V134H133ZM200 133V132H199ZM227 133V132H226ZM8 134H9V132H8ZM76 134V133H75ZM80 134H81V131H80ZM88 134H90V133H88ZM90 134V135H91ZM97 134V133H96ZM108 134V133H107ZM125 134V135H124ZM215 134H217V132L215 133ZM250 134H251V131H250ZM5 135H7V134H5ZM18 135V134H17ZM18 135V136H19ZM56 135V134H55ZM77 135V134H76ZM84 135V134H83ZM87 135V134H86ZM89 135V136H90ZM109 135V134H108ZM181 135H185V134H181ZM219 135V134H218ZM226 135H228V134H226ZM230 135V134H229ZM242 135V134H241ZM240 135V136H241ZM255 135V134H254ZM257 135V134H256ZM255 135V136H256ZM2 136V135H1ZM0 136V137H1ZM21 136V135H20ZM22 136H24V134L22 135ZM65 136H67V135H65ZM72 136V135H71ZM75 136V135H74ZM78 136V135H77ZM81 136V135H80ZM85 136V135H84ZM98 136V135H97ZM100 136H101V134H100ZM110 136H111V134H110ZM125 136V137H124ZM201 136V135H200ZM242 136H244V135H242ZM258 136V135H257ZM86 137V136H85ZM222 137H224V135L222 136ZM238 137V136H237ZM249 137H253V136H249ZM5 138V137H4ZM54 138V137H53ZM68 138V137H67ZM66 138V139H67ZM78 138V139H77ZM89 138V137H88ZM88 138H86V139H88ZM122 138V139H121ZM130 138V137H129ZM246 138V137H245ZM255 139H256V137H254ZM6 139V138H5ZM7 139H9V138H7ZM6 139V140H7ZM75 139H77V140H79V137H75ZM82 139V138H81ZM108 138H106V140H107ZM176 139V138H175ZM250 139V138H249ZM59 140V139H58ZM61 140V139H60ZM75 141L76 143L77 142H79V141ZM85 140V139H84ZM102 139H100V142H102L101 141ZM109 140V141H110ZM170 140V139H169ZM172 140V139H171ZM176 140H178V139H176ZM240 140V139H239ZM238 140V141H239ZM251 140H252V138H251ZM250 140V141H251ZM1 141V140H0ZM33 141V140H32ZM68 141H69V139H68ZM88 141H91L90 139H88ZM158 141H160L159 142V145H156L155 143L156 142H158ZM211 141V140H210ZM241 141V140H240ZM253 141V140H252ZM34 142V141H33ZM58 142H60V141H58ZM70 142H72V140L70 141ZM139 142H141V140L139 141ZM202 142V141H201ZM208 143H209V141H207ZM207 142L206 143H204L205 145L207 144ZM242 142V141H241ZM61 143H63L62 141H61ZM66 143V142H65ZM93 143V142H92ZM124 143V145H122ZM151 143H153V144H151ZM168 143H169V141H168ZM193 143H196V142H194L193 141ZM203 143V142H202ZM210 143H212V144H215L216 142H214V140H212V142H210ZM218 143H220V142H218ZM240 143V142H239ZM264 143V142H263ZM73 144V143H72ZM71 144V145H72ZM81 144V143H80ZM79 144V145H80ZM94 144V143H93ZM104 144V143H103ZM106 144H109V142H106L104 145L106 146L105 148H107V146L108 145H106ZM166 144V145H165ZM192 144V143H191ZM191 144H189V146L191 145ZM217 144V143H216ZM215 144V145H216ZM243 144H244V142H243ZM67 145V144H66ZM70 145V146H71ZM95 145V144H94ZM142 145V144H141ZM195 145V144H194ZM194 145L192 144L191 146H192V149H194L193 151H195L194 153L196 154L197 152H196V146L194 147ZM263 146H264V144H262ZM68 146V145H67ZM69 146V147H70ZM75 146H77V145H75ZM81 147H82V144L80 145ZM109 146H112V145H110L109 144ZM140 146V145H139ZM254 146V145H253ZM54 147L55 146H53V149H54ZM72 147H73V145H72ZM84 147V146H83ZM160 147V148H159ZM221 147V146H220ZM230 147V146H229ZM56 148V147H55ZM162 151V154H160L159 155V157H160V159L162 160V158H163V160H165V162H166V168H164V169H162L161 168V164L159 163V161H158V159L157 160H155L154 159V157H155V150H159V149ZM206 148V147H205ZM224 148V147H223ZM52 149V150H53ZM72 149V148H71ZM91 149H93V148H91ZM97 149V148H96ZM126 149V150H125ZM189 150H187L186 149V151H191L192 149L191 148H188ZM191 149V150H190ZM215 149V148H214ZM216 149H219V148H216ZM233 149V148H232ZM242 149V148H241ZM51 150V149H50ZM55 150V149H54ZM86 150V149H85ZM88 150V149H87ZM94 150V149H93ZM117 150V151H116ZM159 150V151H160ZM221 150V149H220ZM56 151V150H55ZM55 151H54V153H55ZM75 151V150H74ZM90 151H92V150H90ZM151 151V152H150ZM154 152V154H153V152ZM193 151H191V154H193L192 152ZM197 151H199V150H197ZM207 151V150H206ZM217 151V150H216ZM225 151H226V149H225ZM228 151H229V148H228ZM228 151H226V152H228ZM22 152H24L23 150H22ZM82 152H84V151H82ZM99 151H97L96 153H98ZM113 152V151H112ZM205 152V150H203L202 151V153H204ZM223 152V151H222ZM57 153H60V150H59V152H56V154ZM74 153V152H73ZM92 153V152H91ZM99 153H101V151L99 152ZM105 153V155L108 153V151L107 152H104ZM104 153H103V157H104V161L105 160H110V159H108V158H106V157H109V158H111L110 156H112L113 154L112 153H110V156L109 155H106V157L104 156ZM217 153V152H216ZM224 153V152H223ZM259 153V152H258ZM23 154V153H22ZM25 154V153H24ZM77 153H75V155H76ZM83 154V153H82ZM85 154V153H84ZM95 154V153H94ZM39 153H38V157H39ZM74 154H73V156H75ZM80 155V154H79ZM78 155V156H79ZM98 155V154H97ZM209 155V154H208ZM212 155V154H211ZM210 155V156H211ZM228 155H230V154H228ZM25 156V155H24ZM31 156V155H30ZM30 156H29V158H30ZM54 156H55V154H54ZM82 156V155H81ZM193 156V155H192ZM195 156L196 155H194V158H195ZM199 156V155H198ZM209 156V157H210ZM217 156V155H216ZM220 156H221V154H220ZM2 157H3V154H2ZM82 157H84V156H82ZM98 157V156H97ZM100 157V156H99ZM222 157V156H221ZM230 157V156H229ZM27 158V157H26ZM207 158V157H206ZM256 158H258V157H256ZM36 159V158H35ZM42 159V158H41ZM77 159H78V157H77ZM84 159V158H83ZM208 159V161H210L209 160V158H207ZM219 159H221V158H219ZM230 159V158H229ZM1 160V159H0ZM7 160V159H6ZM34 160V159H33ZM37 160V159H36ZM39 160V159H38ZM44 160H45V158H44ZM57 161H59L58 159H56ZM100 160V158L98 159V161ZM115 160V159H114ZM188 160V161H187ZM193 160H197V159H193ZM213 160H214V158H213ZM240 160V159H239ZM45 161H48V160H45ZM45 161H44V163H45ZM69 161V160H68ZM85 161H87V160H85ZM107 161V162H108ZM217 161V160H216ZM33 162V164H36V163H34L35 161H32ZM37 162V161H36ZM106 162V161H105ZM205 162H206V160H205ZM220 162V164H221V160L219 161ZM233 162V161H232ZM255 162V161H254ZM43 163V164H44ZM59 163V162H58ZM83 163V162H82ZM86 163V165H87V163H89V162H85ZM99 163H100V161H99ZM115 163H116V161H115ZM37 164H39V162H37ZM36 164V165H37ZM52 164V163H51ZM63 164V163H62ZM91 164V163H90ZM112 165H113V163H111ZM197 164V163H196ZM211 164H213V163H211ZM216 164V163H215ZM215 164H214V167H215ZM217 164H218V162H217ZM35 165V166H36ZM85 165V166H86ZM94 165V164H93ZM102 165V164H101ZM107 165V164H106ZM195 165V164H194ZM63 166V165H62ZM64 166H66V163H65V165ZM198 166V165H197ZM201 166H202V163H201ZM201 166H199V168L201 167ZM208 166H209V164H208ZM207 166V167H208ZM102 167H104V165L102 166ZM107 167V166H106ZM167 167H169V169L167 168ZM211 167V166H210ZM217 167H218V165H217ZM3 168V167H2ZM1 168V169H2ZM37 168V167H36ZM42 168V167H41ZM40 168V169H41ZM64 168V167H63ZM161 168V169H160ZM174 168V169H173ZM88 169V168H87ZM105 169V168H104ZM207 169V168H206ZM208 169H210V168H208ZM212 169V168H211ZM211 169L209 170V171H211ZM252 169V168H251ZM84 170V169H83ZM219 170V169H218ZM218 170H216V171H218ZM220 170H221V168H220ZM219 170V171H220ZM225 170V169H224ZM72 171V170H71ZM85 171H86V169H85ZM139 171L140 172H142V174L141 175H138L139 174ZM206 171H208V170H206ZM7 172V171H6ZM90 172V171H89ZM107 172H108V170H107ZM221 172V171H220ZM40 173V172H39ZM103 173H105V172H103ZM114 173V172H113ZM210 173V172H209ZM209 173H207V175L208 176H211ZM216 173H218V172H216ZM215 173V174H216ZM222 173V172H221ZM220 173V174H221ZM256 173V172H255ZM258 173V172H257ZM8 174V173H7ZM76 174V173H75ZM74 174V175H75ZM212 174V173H211ZM40 175H42V174H40ZM92 175V174H91ZM90 175V176H91ZM111 177H110V176ZM180 175H187V176H189L188 177V180L189 181H191V183H189V181L187 180V178L185 179L184 177H183V179L185 180V182L186 181H188V184H186L185 182H183L182 181V183H181V181H179L178 179L179 178H181V177H179ZM233 175V174H232ZM35 176V175H34ZM39 176V175H38ZM66 176V175H65ZM78 176V175H77ZM88 176V175H87ZM90 176L88 177V178H90ZM217 176H218V174H216V176H214V177H216L217 178ZM222 176V175H221ZM93 177V176H92ZM205 177V176H204ZM212 177V176H211ZM40 178H41V176H40ZM42 178H43V175H42ZM56 178H57V176H56ZM80 178V177H79ZM87 178V177H86ZM94 178V177H93ZM103 178V177H102ZM108 178V179H107ZM110 178L112 179V181L110 180ZM216 178H215V180H216ZM234 178V177H233ZM36 179V178H35ZM103 179V180H104ZM192 179V180H191ZM208 179V178H207ZM207 179H206V183H207ZM229 179V178H228ZM6 180V179H5ZM89 181H90V179H88ZM94 180V179H93ZM108 180V181H107ZM211 180V179H210ZM218 180H220V179H218ZM217 180V181H218ZM232 180V179H231ZM254 180V179H253ZM263 180V179H262ZM36 181V180H35ZM59 181V180H58ZM57 181V182H58ZM71 181V180H70ZM69 181V182H70ZM248 181V180H247ZM7 182V181H6ZM11 182V181H10ZM45 182V181H44ZM104 182H105V180H104ZM110 182V183H109ZM234 182V181H233ZM249 182V181H248ZM46 183H48V181L46 182ZM54 183V182H53ZM219 183V182H218ZM223 183H225V181L223 180ZM253 183V182H252ZM0 184H2V183H0ZM6 184V183H5ZM62 184V183H61ZM77 184H78V182H77ZM84 184V183H83ZM90 184H92L91 182H90ZM106 184V185H107ZM190 184V185H189ZM209 184V183H208ZM208 184H205V186L207 185V186H209ZM226 184V183H225ZM231 184V183H230ZM234 184V183H233ZM261 184V183H260ZM7 185H9V184H7ZM48 185V184H47ZM59 185V184H58ZM182 185V186H183ZM220 185V184H219ZM39 186V183L37 184V188H39L38 187ZM49 186V185H48ZM56 186H57V184H56ZM68 186V185H67ZM202 186H204L203 184H202ZM211 186V185H210ZM221 186V185H220ZM235 186V185H234ZM51 187H52V184H51ZM86 187V186H85ZM92 187V186H91ZM231 187V186H230ZM255 187H256V185H255ZM53 188H55L54 186H53ZM68 188V187H67ZM84 188V187H83ZM98 188V187H97ZM113 188V187H112ZM185 188V189H186ZM204 188V187H203ZM205 188H208V187H205ZM222 188V187H221ZM232 188H234V187H232ZM238 188V190H239V187H237ZM236 188V189H237ZM241 188V187H240ZM243 188V187H242ZM257 188H259V186H257ZM69 189H71V188H69ZM114 189V188H113ZM174 189H173V194L176 192L177 194L179 193V191L176 189V191H174ZM194 189V191H192ZM195 189H197V191L195 190ZM260 189H262V187H260ZM259 189V190H260ZM39 190H41V187H40V189ZM63 190V189H62ZM72 190V189H71ZM89 190V189H88ZM87 190V191H88ZM102 190V189H101ZM123 190H122V193H123ZM162 190V189H161ZM205 189H203V191H204ZM230 190H231V188H230ZM241 190V189H240ZM263 190V189H262ZM261 190V191H262ZM50 191V190H49ZM55 191V190H54ZM74 191V190H73ZM121 191V190H120ZM186 191V192H187ZM222 191V190H221ZM233 191V190H232ZM242 191H244V190H242ZM249 191V190H248ZM257 191V190H256ZM46 193H47V191H45ZM61 192V191H60ZM103 192H104V190H103ZM160 193V195H158L159 197L161 196V191H159ZM163 192V191H162ZM165 192V191H164ZM163 192V193H164ZM170 192V191H169ZM168 192V193H169ZM234 192V191H233ZM115 193V192H114ZM167 193V192H166ZM167 193V194H168ZM175 193V194H176ZM204 193V192H203ZM210 193L211 192H209V196H210ZM215 193V192H214ZM213 193V194H214ZM258 193V192H257ZM263 193V192H262ZM62 194V193H61ZM66 194H67V192H66ZM88 194V193H87ZM90 194V193H89ZM96 194V193H95ZM98 194V193H97ZM129 194V195H128ZM166 194V195H167ZM174 194V195H175ZM208 194V193H207ZM212 194V196H210V199H213V198H215V196ZM216 194V193H215ZM219 194V193H218ZM240 194L242 195V194H244V193H241L240 192ZM250 194H253V192L252 193H250ZM77 195V194H76ZM103 195V194H102ZM123 195V194H122ZM166 195L164 194V196H165V198H167L166 197ZM168 195H170V194H168ZM174 195H172V192H171V195H170V197L169 198H171V199H173V197H171V196H174ZM90 196H92V195H90ZM99 196V195H98ZM162 196H163V194H162ZM161 196V197H162ZM164 196H163V198H164ZM208 195L206 196V199H207V197H209ZM214 196V197H213ZM240 196V195H239ZM258 196V195H257ZM58 197V196H57ZM61 197V196H60ZM59 197V198H60ZM93 197V196H92ZM106 197V196H105ZM124 197V196H123ZM232 197H234V196H232ZM238 197V196H237ZM253 197V199H254V197L255 196H252ZM59 198H58V200L57 201H59ZM62 198V197H61ZM67 198V197H66ZM72 198V197H71ZM96 198V197H95ZM111 198V197H110ZM169 198H167L168 200L167 201H170L169 200ZM183 198H181L182 200H184ZM198 198V199H197ZM124 199V198H123ZM160 199V198H159ZM158 199V200H159ZM205 199V200H206ZM239 199H240V201H241V198L239 197ZM252 199V198H251ZM261 199V200H260ZM259 200L260 201H262V199L263 198H260ZM63 200H65V199H63ZM95 200V199H94ZM116 200V199H115ZM178 200L179 201H182V200H180L179 198H178ZM178 200H176V201H178ZM214 200V199H213ZM249 200V199H248ZM54 201V200H53ZM52 201V202H53ZM57 201H55V202H57ZM61 201H62V199H61ZM93 201V200H92ZM117 201V200H116ZM115 201V202H116ZM119 201V200H118ZM126 201V200H125ZM125 201H124V203H125ZM172 201H174V200H172ZM172 201H170V202H172ZM179 201H178V203H179ZM207 201V200H206ZM209 201V203H210V200H208ZM207 201V202H208ZM251 201V200H250ZM97 202V201H96ZM196 202V203H197ZM200 202V201H199ZM242 202V201H241ZM92 203V202H91ZM104 203V202H103ZM182 203V202H181ZM211 203H213V201L211 202ZM214 203H215V201H214ZM238 203V202H237ZM251 203H254V202H251ZM20 204V203H19ZM62 204V203H61ZM64 204V203H63ZM98 204H99V202H98ZM126 204V203H125ZM195 204V203H194ZM198 204V203H197ZM75 205V204H74ZM82 205V204H81ZM108 205H109V203H108ZM134 205V204H133ZM160 205H161V208L158 210V209H156V211H155V208L157 207V206H159L160 207ZM162 205H163V207H162ZM181 205H183V203L181 204ZM205 204H203V206H204ZM210 205V204H209ZM214 205H216V203L214 204ZM247 205V203L245 204V206ZM113 206V205H112ZM131 206V205H130ZM143 206V207H144ZM178 206H180V205H178ZM240 206V205H239ZM248 206V205H247ZM246 206V207H247ZM50 207V206H49ZM59 207V206H58ZM83 207H84V205H83ZM108 207V206H107ZM132 207V206H131ZM136 207V206H135ZM139 208H141V209H143V207H141V206H138ZM137 207V208H138ZM164 207V208H165ZM206 207H208L207 205H206ZM210 207V206H209ZM10 208V207H9ZM64 208H68L69 209V207H64ZM113 208V207H112ZM116 208V207H115ZM114 208V209H115ZM124 208H125V206H124ZM133 208V207H132ZM136 208V209H137ZM180 208H184V210H185V212H186V209L185 208H187V207H182V206H180ZM193 208V207H192ZM11 209V208H10ZM9 209V210H10ZM50 209V208H49ZM62 209V208H61ZM95 209L96 208H94V211H95ZM109 209V208H108ZM136 209H134L135 211H136ZM140 209V210H141ZM170 209V208H169ZM168 209V211H165L164 209L162 210L163 212L162 213H164L165 214V216L164 217H162V220L161 219H159V218H161V217H159L158 216V218L157 219H159V220H161V223H156L155 222V219H153V220H151L153 223H152V225H151V223H150V226L149 225H147V227H145L144 229H147V231L145 232L144 230V232H145V234L146 233H148V232H150L149 234L151 235L150 237H152V234H155V236H154V238H156L157 237V235H158V237H160L161 238V240L159 241L157 238L154 240V239H151V241H150V244H149V242L147 243V244H149L150 245V248H151V250L150 251H153L155 254H156V251H159L158 250V248H160L161 247V245L163 244V243H166V244H168L166 241H167V239L169 240V235H171V234H173V232H171V234L169 233L168 234V229H171V228H168L169 227V225H166L165 223L166 222H168V221H170V222H168V223H171V220H174L175 218H178V217H176V216H178V215H180L181 214V212H183V211H181L180 212V214H178V215H176L175 216V212L177 211V209H175V208H171L170 210ZM194 209H197L196 207L194 208ZM206 209V208H205ZM56 210V209H55ZM67 210V209H66ZM116 210V209H115ZM120 210V209H119ZM133 210V211H134ZM246 210V209H245ZM52 211V210H51ZM90 211V210H89ZM93 211V212H94ZM97 211V210H96ZM95 211V212H96ZM99 211H100V208H99ZM117 211H118V209H117ZM242 211H243V209H242ZM248 211V210H247ZM98 212V211H97ZM102 212V211H101ZM108 212H110V210L108 211ZM115 212V211H114ZM195 212H197V210L195 211H193V213L195 214ZM244 212V211H243ZM52 213V212H51ZM68 213V212H67ZM76 213V212H75ZM99 213V212H98ZM116 213V212H115ZM154 213H152L151 214V216L154 214ZM160 213V212H159ZM177 213V212H176ZM188 213V212H187ZM229 213V212H228ZM227 213V214H228ZM21 214H22V212H21ZM55 214H57L56 212H55ZM64 214V213H63ZM96 214V213H95ZM105 214V213H104ZM104 214H102V215H104ZM112 214V213H111ZM119 214V213H118ZM117 214V215H118ZM164 214H162V216L164 215ZM230 214V213H229ZM23 215V214H22ZM21 215V216H22ZM52 215H54V214H52ZM65 216H67L66 214H64ZM74 215V214H73ZM109 215V214H108ZM182 215V214H181ZM180 215V218H182V216ZM190 215V214H189ZM188 215V216H189ZM197 215V214H196ZM255 215V214H254ZM59 216V215H58ZM72 216V215H71ZM77 216H78V214H77ZM111 216V215H110ZM160 216H161V213H160ZM219 216H221V215H219ZM228 216V215H227ZM73 217V216H72ZM107 217V216H106ZM194 217V216H193ZM198 217V216H197ZM223 217V216H222ZM229 218H231L230 216H228ZM228 217H226V218H228ZM108 218V217H107ZM189 218V217H188ZM188 218H187V220H188ZM191 218V217H190ZM189 218V219H190ZM21 219V218H20ZM25 219V218H24ZM74 219H76V218H74ZM77 219H78V217H77ZM103 219V218H102ZM128 219V218H127ZM136 219H138V217L136 218ZM142 220H143V218H141ZM186 219V218H185ZM216 219H217V217H216ZM224 219V218H223ZM233 219V218H232ZM19 220V219H18ZM60 220V219H59ZM88 220H90V219H88ZM86 221V222H88V225H89V223H91V222H89V221ZM104 220V219H103ZM158 220V221H159ZM178 220V219H177ZM191 220V219H190ZM190 220H188V221H185V222H187L188 223V225H189V222H190ZM221 220V219H220ZM230 220V219H229ZM28 221V220H27ZM53 221H54V219H53ZM83 221H84V219H83ZM99 221V220H98ZM246 221V220H245ZM26 222V221H25ZM25 222H22L21 221V224L22 223H25ZM55 222V221H54ZM100 222V221H99ZM104 222H107V221H104ZM163 222V223H162ZM177 223H181V221L179 220V221H176ZM176 222H174V223H176ZM185 222H183L185 225H187ZM221 222V221H220ZM223 222V221H222ZM242 222V221H241ZM29 223V222H28ZM71 223V222H70ZM174 224L175 225V227L176 226H178L179 224ZM202 223V222H201ZM63 224V223H62ZM85 224V223H84ZM163 224V226H161ZM182 224V223H181ZM204 224V223H203ZM18 225V224H17ZM72 225V224H71ZM91 225V224H90ZM112 225H113V223H112ZM154 225V227L153 228H155V230H156V233L152 230V231H148V228H150V227H152ZM232 225V224H231ZM244 225H246V224H244ZM66 226V225H65ZM87 226V225H86ZM107 226H109L108 225V223H107ZM106 226V227H107ZM142 226V225H141ZM146 226V225H145ZM149 226V227H148ZM171 226V225H170ZM203 226V225H202ZM233 226V225H232ZM252 226V225H251ZM19 227H20V224H19ZM75 227V226H74ZM102 227V226H101ZM113 227H115L114 225H113ZM159 227H162V230H161V228L159 229ZM214 227V226H213ZM225 227V226H224ZM250 227V226H249ZM63 228V227H62ZM67 228H68V224H67ZM76 228V227H75ZM88 228H90V227H88ZM117 228V227H116ZM184 228V227H183ZM183 228H181V229H183ZM188 228V227H187ZM187 228H185L184 229V231H186V238L188 239V243L189 242H193L192 244H194V246H193V248H197V246L199 245L198 243H201L200 242V237L201 236H203V235H201V233L199 232V231H196V230H193V229H187ZM204 228H206L205 226H204ZM227 227H225V229H226ZM233 228H235V227H233ZM236 228H237V226H236ZM21 229V228H20ZM26 229H28V228H26ZM66 229V228H65ZM109 229V228H108ZM117 229H119V228H117ZM143 229V228H142ZM195 229H197V226L195 227ZM229 229V228H228ZM72 230H74V229H71V231ZM84 230V229H83ZM150 230V229H149ZM180 230V229H179ZM179 230H174L175 232L174 233H179ZM197 230H200V229H197ZM206 230H208V229H206ZM233 230V229H232ZM256 230V229H255ZM254 230V231H255ZM17 231H19V230H17ZM77 231H78V228H77ZM181 231V230H180ZM227 231V230H226ZM225 231V232H226ZM229 231H230V229H229ZM254 231L252 232V233H254ZM88 232H90V231H88ZM88 232H86V234L88 233ZM94 232V231H93ZM105 232V231H104ZM121 232V231H120ZM141 232V231H140ZM207 232V231H206ZM222 232V231H221ZM22 233V232H21ZM80 233V232H79ZM84 233H85V231H84ZM83 233V234H84ZM183 233H185V232H183ZM183 233H181V234H183ZM232 233V232H231ZM241 233H243V232H241ZM46 234V233H45ZM92 234V233H91ZM91 234H89V235H91ZM94 234H95V232H94ZM181 234H179V235H181ZM202 234H204V233H202ZM207 234V233H206ZM206 234H204V235H206ZM97 235H98V233H97ZM138 235H139V233H138ZM211 234H207V238L210 236ZM241 235H243V234H241ZM50 236V235H49ZM69 236H71V235H69ZM73 236V235H72ZM96 236V235H95ZM171 236H173V235H171ZM182 236H184V235H182ZM181 236V237H182ZM252 236V235H251ZM37 237H38V235H37ZM44 237H46V235H44ZM56 237V236H55ZM86 237H88V236H86ZM90 237V236H89ZM91 237H93V235H91ZM176 237V236H175ZM211 237H212V235H211ZM211 237H209V238H211ZM221 237V236H220ZM41 238V237H40ZM71 238V237H70ZM84 238V237H83ZM107 238V237H106ZM110 238V237H109ZM112 238V237H111ZM159 238V239H160ZM173 238V237H172ZM171 238V239H172ZM183 238V237H182ZM202 238H204V236L203 237H201V240H202ZM206 238V237H205ZM206 238V239H207ZM237 238V237H236ZM259 238V237H258ZM24 239H25V236H24ZM76 239H77V237H76ZM89 239V238H88ZM95 239H97V237L95 238ZM105 239V238H104ZM120 239V238H119ZM174 239V240H173ZM172 240L173 241H175V238H173ZM184 239V238H183ZM240 239V238H239ZM257 239V238H256ZM77 240H80V239H77ZM86 240V239H85ZM158 240V241H157ZM178 239H176V241H177ZM181 240V239H180ZM238 240V239H237ZM255 240V239H254ZM42 240H38L37 242H41ZM88 240H86L85 242H87ZM103 241V240H102ZM106 241V240H105ZM110 241H111V239H110ZM182 241V240H181ZM206 241V240H205ZM224 241V240H223ZM80 242V241H79ZM88 242H92L91 240L90 241H88ZM96 242V241H95ZM98 242V241H97ZM108 242V241H107ZM163 242V243H162ZM180 244H183V242H180V241H178ZM186 242V241H185ZM221 242V241H220ZM3 243V242H2ZM5 243V242H4ZM101 243V242H100ZM122 243H123V241H122ZM170 243H171V241H170ZM178 243V244H179ZM206 243H207V241H206ZM205 243V244H206ZM248 243V242H247ZM27 244V243H26ZM91 244V243H90ZM111 244H113V243H110V245ZM166 244H163V245H166ZM172 244V243H171ZM170 244V245H171ZM191 244V245H192ZM203 242L200 244L201 245V247L203 246ZM253 244V243H252ZM43 245V244H42ZM93 245V244H92ZM122 245V244H121ZM169 245V244H168ZM185 245H187V243L185 244ZM197 245V246H196ZM224 245V244H223ZM250 245V244H249ZM6 246V245H5ZM9 245H7L6 247H8ZM175 246H179V245H177V244H175ZM188 246V245H187ZM196 246V247H195ZM205 246V245H204ZM203 246V247H204ZM209 246V245H208ZM213 246V245H212ZM34 247V246H33ZM44 247V246H43ZM56 247H57V245H56ZM88 247H90V245L88 246ZM94 247V246H93ZM107 247V246H106ZM122 247V246H121ZM171 247V246H170ZM184 247H186V246H184ZM200 247V246H199ZM200 248V250L202 249V251L204 250V248ZM221 247V246H220ZM87 248V247H86ZM138 248H140V247H138ZM173 248V247H172ZM183 248V246L181 247V249ZM188 248V247H187ZM187 248H183L182 249V251H181V253H182V255H184V257H186L185 255H186V253H184L183 252V250H186ZM189 248H191L192 249V246L190 247V245H189ZM207 248V247H206ZM205 248V249H206ZM215 248V247H214ZM217 248V247H216ZM243 248V247H242ZM246 248V247H245ZM53 249V248H52ZM157 249V250H156ZM179 249H180V246H179ZM211 249V248H210ZM218 249V248H217ZM3 250V249H2ZM25 250H28L27 248L25 249ZM30 250H31V248H30ZM54 250V249H53ZM197 250V249H196ZM200 250H197V251H200ZM4 251V250H3ZM56 251V250H55ZM85 251V250H84ZM109 251H111V248H110V250ZM122 251V250H121ZM120 251V252H121ZM174 251V250H173ZM207 250H205V252H206ZM228 251V250H227ZM259 251V250H258ZM5 252H6V249H5ZM112 252V251H111ZM123 252H124V250H123ZM159 252H162L161 254H163V251H159ZM180 252V251H179ZM186 252H188L189 253V251H188V249H187V251ZM223 252V251H222ZM232 252V251H231ZM231 252H230V254H231ZM264 252V251H263ZM3 253V252H2ZM32 253V252H31ZM100 253V252H99ZM152 253V252H151ZM187 253V254H188ZM201 253H203V252H201ZM214 253V252H213ZM224 253V252H223ZM223 253H221V254H223ZM234 253H235V251H234ZM238 253V252H237ZM34 254V253H33ZM58 254H59V252H58ZM160 253L158 254V256H160L161 255ZM178 254V253H177ZM180 254V253H179ZM212 254V253H211ZM211 254H210V256H211ZM238 254H241V253H238ZM237 254V255H238ZM36 255V254H35ZM38 255V254H37ZM98 255V254H97ZM172 255V254H171ZM182 255H180V256H182ZM190 255V254H189ZM204 255V254H203ZM207 255H209V252H208V254H207V252H206V256ZM225 255V254H224ZM224 255H220V261H218L217 260V263L219 262V264H227L228 263V259L226 258V256H224ZM234 255V254H233ZM5 257H6V255H4ZM60 256V255H59ZM66 256V255H65ZM76 256V255H75ZM87 256V255H86ZM115 256V255H114ZM117 256V255H116ZM191 256V255H190ZM205 256V257H206ZM209 256V257H210ZM238 256H240V255H238ZM35 257V256H34ZM54 257V256H53ZM36 258V257H35ZM50 258H52V256H50ZM64 258V257H63ZM190 258V257H189ZM214 258V257H213ZM239 258V257H238ZM32 259H34V258H32ZM31 259V260H32ZM123 259H124V257H123ZM154 259V258H153ZM35 260V259H34ZM33 260V261H34ZM42 260V259H41ZM73 260V259H72ZM75 260H77V258L75 259ZM82 260V259H81ZM80 260V261H81ZM125 260V259H124ZM190 260V259H189ZM36 261V260H35ZM122 261V260H121ZM191 261V260H190ZM208 261V260H207ZM212 261H214V260H212ZM239 261V260H238ZM37 262V261H36ZM42 262H43V260H42ZM63 262V261H62ZM76 261H74V263H75ZM79 262V261H78ZM178 262V261H177ZM211 263L212 264V262L210 261V259H209V261H208V263ZM216 262V261H215ZM242 262V261H241ZM45 263H47V262H45ZM121 263H123V262H121ZM129 263V262H128ZM146 263V262H145ZM186 263V262H185ZM203 263V262H202ZM207 263V264H208ZM209 263V264H210ZM214 263V262H213ZM216 263V264H217ZM229 263H230V261H229ZM251 263V262H250ZM16 264V263H15ZM80 264V263H79ZM95 264V263H94ZM234 264V263H233ZM248 264V263H247Z\"/></svg>",
  "mask_w": 264,
  "mask_h": 264
}]
</instances>
